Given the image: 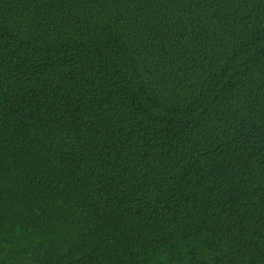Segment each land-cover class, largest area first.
Listing matches in <instances>:
<instances>
[{
    "label": "trees",
    "instance_id": "16d2710c",
    "mask_svg": "<svg viewBox=\"0 0 264 264\" xmlns=\"http://www.w3.org/2000/svg\"><path fill=\"white\" fill-rule=\"evenodd\" d=\"M0 264H264V0H0Z\"/></svg>",
    "mask_w": 264,
    "mask_h": 264
}]
</instances>
